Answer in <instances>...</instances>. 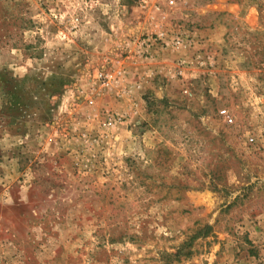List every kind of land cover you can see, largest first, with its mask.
Here are the masks:
<instances>
[{
	"label": "rangeland",
	"instance_id": "1",
	"mask_svg": "<svg viewBox=\"0 0 264 264\" xmlns=\"http://www.w3.org/2000/svg\"><path fill=\"white\" fill-rule=\"evenodd\" d=\"M0 264H264V0H0Z\"/></svg>",
	"mask_w": 264,
	"mask_h": 264
},
{
	"label": "built area",
	"instance_id": "2",
	"mask_svg": "<svg viewBox=\"0 0 264 264\" xmlns=\"http://www.w3.org/2000/svg\"><path fill=\"white\" fill-rule=\"evenodd\" d=\"M220 115H221L222 117H224V119H225L228 123H231V122H232V120H231L230 116L227 114L226 110H221V111H220ZM248 141H249V143H253V142H254V139H253V138H249Z\"/></svg>",
	"mask_w": 264,
	"mask_h": 264
}]
</instances>
